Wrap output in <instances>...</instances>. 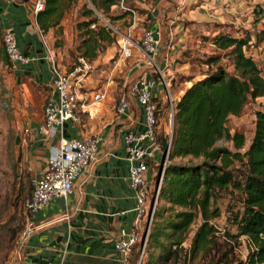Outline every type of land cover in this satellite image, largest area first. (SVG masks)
Masks as SVG:
<instances>
[{
	"label": "trees",
	"instance_id": "16d2710c",
	"mask_svg": "<svg viewBox=\"0 0 264 264\" xmlns=\"http://www.w3.org/2000/svg\"><path fill=\"white\" fill-rule=\"evenodd\" d=\"M78 1L82 17L74 24L78 48L82 56L91 60L100 48L113 41L111 30L98 23L97 15L107 16L111 6L120 0H43L35 22L44 33L54 27L59 30L64 11ZM122 3L129 5L131 1ZM205 26L215 28L213 31L221 28L217 24ZM210 44L214 51L204 61L207 69L197 78L185 79L187 85L180 89L172 105L169 131L158 127V120L168 115L167 103L155 99L154 140L161 155L165 153L166 161L177 157L201 160L194 164L160 160L154 166L151 194L161 170L162 175L143 247L145 264L178 261L183 239L197 217L200 224L191 239V255L213 242L215 230L210 220L218 216V209L210 204L218 191L228 188L234 192L228 216L233 231L224 233L227 243L217 247L209 264H264V109L254 111L251 137L243 151V135H231L225 127L228 116L239 115L248 100L262 98L264 104V70L247 54V49L264 44V29L252 38L247 32L236 36L218 30L210 37ZM215 50L230 59V72L217 61L222 55ZM180 56L178 63L183 62V53ZM1 58L7 64L2 48ZM218 138L231 142L233 150L215 146ZM140 227L127 264L137 260L143 233H139ZM242 243L244 253L239 250Z\"/></svg>",
	"mask_w": 264,
	"mask_h": 264
},
{
	"label": "crops",
	"instance_id": "0c3cea01",
	"mask_svg": "<svg viewBox=\"0 0 264 264\" xmlns=\"http://www.w3.org/2000/svg\"><path fill=\"white\" fill-rule=\"evenodd\" d=\"M164 1H167L166 7L159 9L154 6L153 12H157L156 15L165 14L163 30L172 37L174 35L168 41V45L171 44L170 56L174 45L183 40V30L186 32L188 28L192 30L195 26L217 24L221 28H216V31L232 29L233 35H241L242 31L249 33L252 38L255 32L252 28L255 25L252 21L253 10L258 4H264V0ZM138 3L146 6L141 1ZM34 21L35 15L29 2L0 0V33L4 28H10L20 51L35 57L28 64L11 69V103L17 109L21 106V129L19 125L15 128L20 137L30 182L33 176L43 170L49 147L54 144L44 141L35 133V128L42 119L44 102L50 93V72L46 51L37 37ZM155 22L153 19L149 26L160 30ZM132 29L130 27L128 31L131 33ZM210 29L212 32L215 28ZM55 55V63L60 70L70 69L75 62L66 67L71 59L65 56L63 62L59 50ZM112 57L113 52L106 48L95 56L94 61L89 60L96 64L95 69L102 79L95 80L91 73L88 74L83 93L87 97L99 81V87L105 89L99 114L92 116L83 110L78 123L66 121L63 125L65 137H100L96 160L77 175L65 201L52 199L47 207L30 218L25 213V228L27 221L31 227L24 234L22 243L20 242L15 264H119V254L113 249V241L118 237L120 229L132 226L135 218L132 211L134 199L128 185L127 163L120 137L127 130L141 131L143 124L141 109L130 98L126 113L120 118L114 117L113 108L119 89H116L111 77L116 72V68L110 65ZM93 68L92 66L90 69L92 73ZM31 111L33 114H28ZM158 123L159 128L168 131L169 126L165 124L163 117ZM161 157L158 151L149 163L146 173L149 192L154 183L153 167L160 162ZM141 223L142 220L139 221V227Z\"/></svg>",
	"mask_w": 264,
	"mask_h": 264
},
{
	"label": "rangeland",
	"instance_id": "374dc122",
	"mask_svg": "<svg viewBox=\"0 0 264 264\" xmlns=\"http://www.w3.org/2000/svg\"><path fill=\"white\" fill-rule=\"evenodd\" d=\"M131 3L128 7H133L137 15L140 17V20L135 22L131 33L128 31L131 21L128 16L120 11L109 9L107 16H98V23L105 26L109 29L107 24H110L118 32L128 36L131 40L137 41V37L140 35V28L144 26H149L152 23V20H156L155 23H158L160 28V57L156 60L160 61L161 56L171 47L168 45V41H171L169 37L174 38V35H168L167 32H164L163 28L165 25V14L156 15L157 12H153L154 6L156 8H165L166 2L164 0H129ZM139 1L143 2L145 7L139 5ZM81 2L78 1L74 5L70 6L68 10H65L63 16L59 21V30L57 28H49L45 33L38 29L36 22L34 21L35 31L37 32V37L39 41L43 44L44 49L52 56L53 61L55 62L56 51H60L62 54V61L65 56L70 58V62L66 64L70 66L72 62L75 61L76 56L82 55L80 53L81 49L78 48V33L74 29V24L77 21H80L82 17L79 13V7ZM264 6L263 3H260L256 8ZM154 10H157V9ZM255 8V9H256ZM165 11V10H164ZM253 10L254 14L252 16V21L255 25L254 34L258 31L264 29V13H260V10ZM263 14V15H262ZM122 15L119 19H113V16ZM257 15L259 18H256ZM164 16V17H163ZM94 28V27H93ZM92 28V29H93ZM226 32L233 35L234 31L227 30ZM216 31L211 32L210 27L207 26H195L191 29H187L186 32L183 30V40L180 43H177L176 46L172 49L171 56L169 53L168 56L169 66L168 70L164 72L165 79L168 82V90L172 100V105L174 103L175 97L178 95L181 88H184L187 83L185 79L197 78L200 76L207 65L204 63L207 56L211 55L214 51L213 46L210 44V37ZM242 33V31H241ZM113 41L110 45H104L103 48H100L97 53L103 52L106 48L109 51L113 52V57L110 60V65L113 66V60L117 57V45L116 40L119 38L118 33L111 31ZM138 34V35H137ZM253 34V32H251ZM174 40V39H173ZM174 43V41H172ZM170 44V43H169ZM168 45V49H166ZM133 46V45H132ZM170 46V47H169ZM247 54L251 55L256 65L264 70V45H260L259 48H249L247 49ZM216 53L222 55L223 52L215 50ZM183 53V62L178 63L181 59L180 54ZM85 57V56H84ZM138 59L140 64L139 68H136L134 65ZM90 60V59H88ZM94 61V59H91ZM92 61V62H93ZM222 64L224 69L228 72L232 70L230 59L227 56L222 55L218 60ZM91 67L93 66V73L89 71L88 74L95 77L94 79L99 81L102 79L99 71H96V64L90 63ZM147 64L145 59L132 57L126 59L123 62H118L116 65V72L111 76L115 81L116 89H119L117 92L119 96H116V100L120 97L121 94L127 93L129 87L132 83L142 75V71L146 69ZM211 67V66H210ZM11 69L6 63L3 62L1 58V41H0V264H15L18 257V251L20 248V242L22 243L25 229V212L22 206L24 198L28 195L30 191V179L28 177V170H26L27 163L23 156L22 147L20 144V137L16 133L15 126L19 125L21 129V106L17 109L11 103V94H12V77ZM99 81L97 87H99ZM117 95V94H116ZM18 98H21V95H18ZM18 101H20L18 99ZM163 101V100H162ZM101 106L96 110L91 109V115L96 116L99 114ZM256 109H264V104L262 98H256L253 101L248 100L242 107L241 112L237 116H228L225 127L232 135L233 133H241L244 137V143L240 151H243L248 145L249 139L251 137L253 129V120H254V111ZM169 112V109H168ZM33 112H28V114ZM164 122L166 125L171 126L168 123V116H164ZM170 129H168L169 131ZM215 146H226L228 149L233 150L231 142L226 141L222 138H218L215 143ZM163 163L172 162V163H198L201 158H173L171 161H166L162 159ZM155 173V167H153ZM161 181V180H160ZM28 187L29 191H28ZM233 191L226 189L223 191H218V193L213 198L210 207H217L218 216L211 219L210 223L214 228V238L213 242H209V245L205 249L199 250L194 256L191 255V239L193 237L194 231L200 224V218L197 217L194 219L193 223L190 224L187 234L185 235L182 242V252L180 259L174 263L168 264H209L212 254H215L217 247H223L226 242V237L224 236L225 232L231 233L233 227L228 222L229 209L233 201ZM152 215V214H151ZM151 219V218H150ZM150 222V221H149ZM146 222L142 220L139 233L142 231V235H145L148 229ZM142 237V236H141ZM144 239V238H143ZM145 244V240H144ZM235 244V243H234ZM142 241L140 249L137 255V260L133 264H145V254H143ZM142 248V253H140ZM238 250V249H237ZM240 252L244 253V244L242 243L239 247Z\"/></svg>",
	"mask_w": 264,
	"mask_h": 264
},
{
	"label": "built area",
	"instance_id": "2783aa9c",
	"mask_svg": "<svg viewBox=\"0 0 264 264\" xmlns=\"http://www.w3.org/2000/svg\"><path fill=\"white\" fill-rule=\"evenodd\" d=\"M9 1L29 2L34 15L43 8V0ZM111 8L125 13L131 21L130 27L140 20L134 8L124 6L122 0ZM259 10L263 13L264 6ZM107 26L119 36L116 40L118 55L112 67H116L120 61L138 57L145 59L146 69H148L142 71V75L132 83L127 93L120 95L113 108L114 117L120 118L128 109V99L134 100L141 109L143 124L141 131L127 130L120 137L127 163L128 185L134 199L132 211L135 218L131 227L119 230L118 237L113 241V249L119 254V264H127L131 246L137 237L139 221L144 220L146 225L149 224L161 180L162 170L151 194L148 191L146 173L149 163L159 151V146L154 140L155 99L161 98L166 101L169 109L168 123L171 124L172 100L168 82L164 76V72L169 69L170 58L167 50L159 62L156 60L160 57L159 29L144 26L140 29L137 41H134L118 32L110 24ZM93 27L94 23L90 24V28ZM0 41L10 69H16L35 60L34 56L25 55L20 51L14 32L10 28H4L1 31ZM46 58L50 72V93L44 102L42 119L35 128V133L44 141L54 144L49 147V155L43 170L32 177L30 191L23 200L22 206L29 218L47 207L52 199L65 201L72 191V183L77 175L96 160L100 137L98 135L82 138L65 137L63 125L66 121L78 123L81 111L85 110L90 115V110H96L105 98L103 87L95 88L87 97L83 93L85 78L91 69V62L87 58L82 55L76 56L74 64L68 70H60L48 51H46ZM135 61L134 66L139 68L138 59ZM30 227V222L27 221L23 233L25 234ZM140 253H142V248Z\"/></svg>",
	"mask_w": 264,
	"mask_h": 264
},
{
	"label": "water",
	"instance_id": "95a60500",
	"mask_svg": "<svg viewBox=\"0 0 264 264\" xmlns=\"http://www.w3.org/2000/svg\"><path fill=\"white\" fill-rule=\"evenodd\" d=\"M164 157H165V153L162 154V157H161V158L164 159ZM143 238L145 239V235H144V234H143L142 237H141V241H142V243H143V241H144Z\"/></svg>",
	"mask_w": 264,
	"mask_h": 264
}]
</instances>
